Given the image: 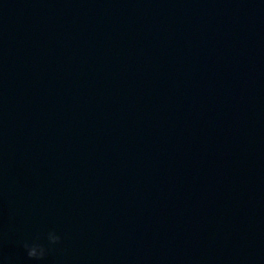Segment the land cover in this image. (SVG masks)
<instances>
[{
	"label": "water",
	"instance_id": "1",
	"mask_svg": "<svg viewBox=\"0 0 264 264\" xmlns=\"http://www.w3.org/2000/svg\"><path fill=\"white\" fill-rule=\"evenodd\" d=\"M0 264H264L244 0H0Z\"/></svg>",
	"mask_w": 264,
	"mask_h": 264
},
{
	"label": "clouds",
	"instance_id": "2",
	"mask_svg": "<svg viewBox=\"0 0 264 264\" xmlns=\"http://www.w3.org/2000/svg\"><path fill=\"white\" fill-rule=\"evenodd\" d=\"M43 238L46 239L48 247L39 242L41 239L40 235H37L31 241L23 243V249L29 260L36 262L44 261L50 248L61 243V236L55 230H48Z\"/></svg>",
	"mask_w": 264,
	"mask_h": 264
}]
</instances>
